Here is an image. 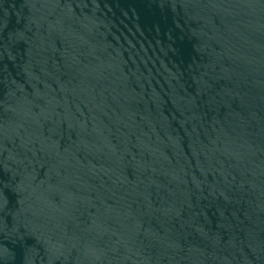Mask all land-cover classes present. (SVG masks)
<instances>
[{"label":"water","instance_id":"1","mask_svg":"<svg viewBox=\"0 0 264 264\" xmlns=\"http://www.w3.org/2000/svg\"><path fill=\"white\" fill-rule=\"evenodd\" d=\"M0 264H264V0H0Z\"/></svg>","mask_w":264,"mask_h":264}]
</instances>
